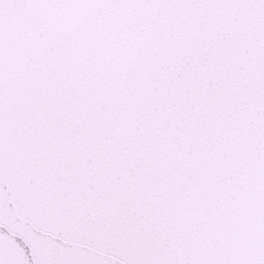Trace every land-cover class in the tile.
<instances>
[{
    "label": "snow or ice",
    "instance_id": "6c2138e0",
    "mask_svg": "<svg viewBox=\"0 0 264 264\" xmlns=\"http://www.w3.org/2000/svg\"><path fill=\"white\" fill-rule=\"evenodd\" d=\"M0 264H264V0H0Z\"/></svg>",
    "mask_w": 264,
    "mask_h": 264
}]
</instances>
